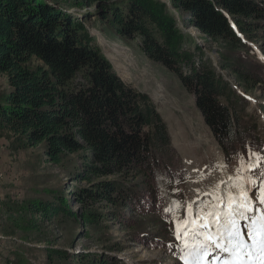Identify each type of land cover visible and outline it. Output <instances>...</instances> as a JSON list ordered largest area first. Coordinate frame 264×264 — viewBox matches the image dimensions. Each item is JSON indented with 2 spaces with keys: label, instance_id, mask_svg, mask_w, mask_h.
Returning a JSON list of instances; mask_svg holds the SVG:
<instances>
[{
  "label": "trees",
  "instance_id": "1",
  "mask_svg": "<svg viewBox=\"0 0 264 264\" xmlns=\"http://www.w3.org/2000/svg\"><path fill=\"white\" fill-rule=\"evenodd\" d=\"M54 1L57 5L46 0H0V73L9 83L0 97V136L10 141L13 151L41 146L55 164L82 151L83 168L77 175L91 185L78 193V200L87 204L80 215L65 198L34 203L29 210L38 214L29 228L38 230L43 220L58 216L97 228H104L108 220L137 227L142 221L135 219L136 214L164 211L156 173L169 165L175 147L150 95L121 78L80 19L86 14L72 16L62 9L64 3L95 6L111 22L107 32L139 39L148 58L174 72L194 93L197 108L226 151L242 134L239 110L246 97L231 87L210 59L197 64V56L204 55L201 46L193 50L186 46L190 36L165 1ZM171 3L191 14L188 24L227 47L223 69L232 71L248 89L258 84L264 90L262 69H255L237 51L248 46L243 36L252 39L264 30V0ZM49 254L68 256L53 248Z\"/></svg>",
  "mask_w": 264,
  "mask_h": 264
},
{
  "label": "rangeland",
  "instance_id": "2",
  "mask_svg": "<svg viewBox=\"0 0 264 264\" xmlns=\"http://www.w3.org/2000/svg\"><path fill=\"white\" fill-rule=\"evenodd\" d=\"M46 1L55 4L54 0ZM163 1L167 2L179 27L190 36L186 46L192 50L197 44L201 46L200 52L204 55L197 56V64L210 59L231 87L246 97L243 109L239 110L243 116L241 136L226 151L197 108L194 93L183 86L174 72L148 58L139 48V39L107 32L111 31V22L102 18L95 6L64 3L62 9L72 16L86 14L80 19L85 20L89 33L115 70L125 82L150 95L167 124L175 154L169 159V165L156 173V188L165 198L164 211L161 214L156 210L144 217L136 214L135 219L142 223L134 228L111 220L104 228H97L58 216L43 220L38 230H32L29 222L38 214L29 210L34 203L65 198L78 215L87 207L77 198L82 189L91 185L77 175L83 168L82 151L70 153L60 164H55L48 160L41 146L13 151L10 141L0 136V264H104L101 259H107L110 264H187L193 257L187 255L189 248L185 243H192V233L213 231L211 225L208 229L201 227L204 224L198 215L202 206L200 197L208 193L210 196L216 188L214 177L219 173V164L215 158L222 159L228 177L251 191L249 197L256 201L255 206L264 208L259 199L264 190V90L258 84L248 89L232 71L223 69L222 53L229 51L227 47L188 24L190 13L177 10L171 0ZM95 29L107 39L105 43ZM243 38L248 46L237 51L255 69L264 72V30H259L252 39ZM114 50L127 56L130 78L115 66L118 60H112ZM8 90L7 75L0 73V97ZM157 91L162 94L159 99ZM222 101L227 103L225 98ZM139 234L144 237L140 239ZM162 242L166 246H161ZM52 248L65 250L68 256L51 255ZM216 252L219 249H210L205 258L207 264H224L227 260L225 252L222 255Z\"/></svg>",
  "mask_w": 264,
  "mask_h": 264
},
{
  "label": "snow or ice",
  "instance_id": "3",
  "mask_svg": "<svg viewBox=\"0 0 264 264\" xmlns=\"http://www.w3.org/2000/svg\"><path fill=\"white\" fill-rule=\"evenodd\" d=\"M259 199L264 204V190ZM252 207L248 193L243 189L238 196L229 195L226 210L208 214L214 217L212 222L216 225V231H195L192 233V243L186 241L185 247L189 248L187 255L193 257L187 264H207L205 258L213 247L229 254L224 264H264V213L249 217L247 213L252 211ZM241 220L249 221L245 225L248 241H245L241 231ZM201 227L208 229L209 225Z\"/></svg>",
  "mask_w": 264,
  "mask_h": 264
},
{
  "label": "bare ground",
  "instance_id": "4",
  "mask_svg": "<svg viewBox=\"0 0 264 264\" xmlns=\"http://www.w3.org/2000/svg\"><path fill=\"white\" fill-rule=\"evenodd\" d=\"M94 32L98 35H100V39L103 43L107 41V39L102 36L99 31L96 29ZM112 60L114 61L116 58L118 62H116L115 66L118 70H120L125 77L130 78V74L127 68V56L124 55V53H119L118 51H113ZM157 99H159L162 94L158 91L156 92ZM215 162L219 164V173H217L216 177H214V180H216V188L211 192L210 196L208 194H203V196L200 197L199 201L201 202L202 206L200 205L199 209V215L198 218L200 222L203 224L211 225V230L216 231V225L212 222L214 217L211 215H208L209 213H215L218 210H226L225 205L227 203V199L229 195L238 196L241 189L246 191L248 193V196H250L251 191L246 186L240 185V181L228 177L225 173V169L223 167V161L222 159H216ZM215 176V175H214ZM213 179V178H212ZM214 182V181H213ZM200 186V183H199ZM248 186L250 187V183H248ZM195 188H198V184H195ZM227 195V196H226ZM210 197V198H209ZM249 199L252 202V199L249 197ZM252 211L254 212L255 209L252 207ZM249 212L247 215L249 217L256 216V213ZM243 221V220H242ZM210 228V226L208 227ZM245 241H248V238H245Z\"/></svg>",
  "mask_w": 264,
  "mask_h": 264
},
{
  "label": "water",
  "instance_id": "5",
  "mask_svg": "<svg viewBox=\"0 0 264 264\" xmlns=\"http://www.w3.org/2000/svg\"><path fill=\"white\" fill-rule=\"evenodd\" d=\"M108 57V56H107Z\"/></svg>",
  "mask_w": 264,
  "mask_h": 264
}]
</instances>
